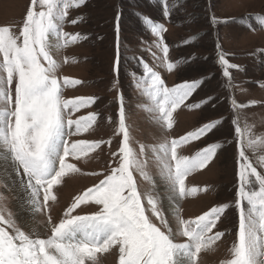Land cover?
<instances>
[{"label": "snow or ice", "instance_id": "6c2138e0", "mask_svg": "<svg viewBox=\"0 0 264 264\" xmlns=\"http://www.w3.org/2000/svg\"><path fill=\"white\" fill-rule=\"evenodd\" d=\"M85 4L86 0H29L19 24L0 26V187L23 193L21 207L26 206L33 220L44 217L43 233L29 229L8 209L7 197L0 193V264H101L98 254L113 250L117 264H201V253L215 250L226 235L234 238L220 264H264V133L256 134L246 112L264 107V100L240 102L229 95L234 200L185 217L182 203L207 191L189 186L187 179L207 168L224 145L207 143L194 155L184 154L183 149L214 135L225 121L213 119L174 136V113L201 110L205 104L215 107L216 98L192 100L204 83L202 78L166 84L157 69L172 73L181 61L170 60L165 24L139 14L155 38L148 49L153 66L143 57H133L140 71L130 69L128 76L130 87L141 98L136 107L146 111L157 134L152 143L136 140L129 123V101L120 86L121 13L117 12L110 89L115 93L116 112L114 118H107L113 134L107 140L85 138L94 130L98 114H76L98 98H67L65 90L84 81L60 74L69 62L65 51L88 39L66 30L83 20L82 16L70 18V10ZM162 8L168 18L173 10L169 0H164ZM254 19L264 30V15ZM229 22L215 15L210 18L213 27ZM254 54L264 57V48ZM215 63L230 93L237 88L246 91L233 77V70L244 72V67L230 62L218 40ZM257 84L264 89V80ZM103 146L108 149L105 169L83 173L102 178L75 195L54 220L52 205L58 201L54 189L69 174L82 171L72 161L103 151ZM230 207L237 214L234 233L218 228Z\"/></svg>", "mask_w": 264, "mask_h": 264}, {"label": "rangeland", "instance_id": "374dc122", "mask_svg": "<svg viewBox=\"0 0 264 264\" xmlns=\"http://www.w3.org/2000/svg\"><path fill=\"white\" fill-rule=\"evenodd\" d=\"M28 3L29 0H0V26L19 24ZM163 3L164 0H86V4L81 8L70 10V18L82 16L83 20L75 26L68 25L66 30L79 32L86 35L88 39L65 51L64 54L69 57V62L62 66L60 74L84 81L83 85L75 89H66L67 98L74 96L98 98L90 108L82 109L76 114L86 115L89 111L98 114L94 130L84 134V137L90 140L111 138L113 126L108 123L107 118L109 116L114 118L116 112L115 93L110 89L114 82L112 67L116 56L115 17L121 9L123 44L125 45L123 55L126 54L131 58L128 59L125 56L126 62L122 76L120 72V86L124 89L129 101V123L133 129V136L140 142L152 143L157 130L149 122L146 111L136 107V104L141 102V98L130 87L128 72L130 69L140 71V68L136 70V59L133 57H143L153 66L151 52L148 48L155 38L151 36L150 30L147 29L139 14L142 13L152 20L155 19L154 22L165 24L168 31L164 35L165 42L170 49V60L174 63L177 60L181 61L172 73L167 72L165 68L157 69L166 84L173 86L184 80L202 78L204 83L194 94L192 100L199 102L209 96L216 98L215 107L212 104H205L201 110L178 109L174 113L176 124L172 135H182L213 119H224L225 121L214 135L199 142H193L183 149L184 154L194 155L207 143L219 142L224 145L207 168L193 173L186 181L189 186L207 188V191H201L182 203L184 216L190 217L212 206L231 203L234 200L235 146L232 126L229 123L231 112L227 97L230 91L224 87L227 81L215 63V45L218 40L222 49L229 54L230 62L239 64L245 69L244 72L233 70V77L234 83L242 85L246 91L241 92L237 88L231 90V94L235 95L240 102H247L250 99L264 100V89L257 84V81L264 80V57L254 54L257 49L264 48V30H261L254 19L257 14L264 15V0H169V6L173 10L168 18L162 14ZM213 15L230 22L213 27L210 23ZM253 27L255 31L251 30ZM120 36L122 39L121 31ZM194 36H196L194 40L184 44V41ZM137 37L142 38L136 41ZM246 112L248 122L255 125L256 134L264 133V107L256 106ZM113 147H115V141ZM107 152V146H103V151L97 150L80 161H72L82 171L69 174L64 178L63 183L54 189L58 197L57 203L52 205L51 215L54 220H58L64 207L72 201L75 195L80 194L102 178L83 173L104 170L108 160ZM142 187L147 188L148 186L142 185ZM0 193L7 197V207L16 214L19 222L26 223L29 229L34 228L38 233L44 232L42 223L44 217L37 216L35 220L26 219L22 214L23 209L19 204L16 191L0 187ZM236 222V211L230 207L218 228L221 231L234 233ZM233 238V235H226L218 242L215 250L202 252L201 264H220L227 258V249ZM98 257L101 264H117L118 254L115 250L98 254Z\"/></svg>", "mask_w": 264, "mask_h": 264}, {"label": "trees", "instance_id": "16d2710c", "mask_svg": "<svg viewBox=\"0 0 264 264\" xmlns=\"http://www.w3.org/2000/svg\"><path fill=\"white\" fill-rule=\"evenodd\" d=\"M120 13H121V19H120V28H121V32H122V39H121V42H122V49H121V51H122V55H121V66H120V72H121V76H122V73H123V68H124V63L126 62V57L125 56H127V58L128 59H130L131 58V56L129 57L128 55H126V54H124L123 55V53H124V44H123V41H124V35H123V23H122V21H123V19H122V10L120 9ZM145 16V15H144ZM141 17V16H140ZM154 21H156L155 19L153 20V22ZM199 35V34H198ZM197 35V36H198ZM194 37H196V36H194ZM142 37H137L136 38V41L137 40H140ZM193 38V37H192ZM190 39V40H186V41H192V40H194V39ZM146 40V39H145ZM185 44V43H184ZM149 49V48H148ZM147 58V57H146ZM125 60V61H124ZM130 61V60H129ZM145 62H147V63H149V64H151L150 63V61H148V60H144ZM127 63L130 65V63L127 61ZM151 66V65H150ZM135 68H136V70L139 68V66H137V65H135ZM231 93H228V95H227V97H229V95H230Z\"/></svg>", "mask_w": 264, "mask_h": 264}, {"label": "bare ground", "instance_id": "6f19581e", "mask_svg": "<svg viewBox=\"0 0 264 264\" xmlns=\"http://www.w3.org/2000/svg\"><path fill=\"white\" fill-rule=\"evenodd\" d=\"M16 192H17V195H18L17 197L19 199V204H22V202H23V193L18 192V191H16ZM22 209H23V211H22L23 213L22 214L25 216L26 219L32 218L31 214L26 210V206L22 207Z\"/></svg>", "mask_w": 264, "mask_h": 264}]
</instances>
